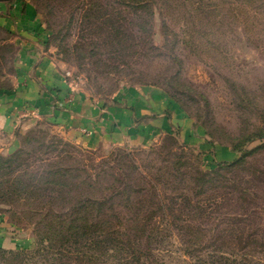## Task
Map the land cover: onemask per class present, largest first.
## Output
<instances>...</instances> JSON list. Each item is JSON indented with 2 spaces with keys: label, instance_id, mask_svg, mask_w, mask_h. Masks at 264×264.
<instances>
[{
  "label": "rangeland",
  "instance_id": "rangeland-1",
  "mask_svg": "<svg viewBox=\"0 0 264 264\" xmlns=\"http://www.w3.org/2000/svg\"><path fill=\"white\" fill-rule=\"evenodd\" d=\"M26 1L38 13L53 55L64 64L70 81L92 97L107 99L122 87L153 85L186 112L214 148L230 149L249 137L253 140L241 145L236 159L211 162L206 152L176 134L149 144L90 150L65 140L49 126L36 124L20 134L13 152L0 153L1 160L23 151L30 165L26 173L12 172L0 183L40 175L59 162L73 167L72 174L87 164L108 162L114 169L110 175L130 179L134 189L147 188L153 175L165 174L167 169L178 178L184 172V185L194 186L196 170H218L243 158L241 165L222 169L217 188L204 196H216L211 202L219 207L193 222L201 225L206 240L229 223L248 244L242 251L238 237L225 251L232 247L235 258L244 264H264V139L257 138L264 134V0ZM7 31L0 25L1 88L10 86L16 56L15 36ZM56 147L72 159L61 161ZM77 172L82 175L81 181L73 182L77 195L97 194L101 187L113 185L111 176L96 185L98 179L89 168L88 173ZM172 185L179 186V181ZM119 189L113 186L105 195ZM121 203L116 201L114 211L124 223L128 214ZM38 206L40 200L0 197V233L5 241L1 248L19 251L36 246L39 217L23 211ZM178 244L175 232L157 246L171 250L157 253L161 264H185L175 253Z\"/></svg>",
  "mask_w": 264,
  "mask_h": 264
},
{
  "label": "trees",
  "instance_id": "trees-1",
  "mask_svg": "<svg viewBox=\"0 0 264 264\" xmlns=\"http://www.w3.org/2000/svg\"><path fill=\"white\" fill-rule=\"evenodd\" d=\"M8 34L12 36L10 32ZM3 88L6 87H0V90ZM257 138L264 139V134L257 135ZM250 140L253 138L232 144L230 150L240 152L241 145ZM54 151L61 153V161L72 159L71 155L66 156V150L56 147ZM25 160L21 150L9 157H1L0 181L12 172H25L30 166ZM235 161L210 172L196 170L192 178L194 186L184 185V172H180L178 178L176 173L167 169L165 174L153 175V182L147 188L134 189L130 185L134 182L130 179H118L116 173L110 175L114 169L108 162L103 166L87 164L84 169L77 168L83 173H88V168L94 171L93 176L98 179L96 185L104 177L113 179V185L101 187L99 193L92 195H77L76 183L73 182L81 181L82 175L77 171L69 173L74 171L73 167L68 169L63 162L55 164V167L50 164L54 169L42 170L40 175H25L0 183V197L40 200L39 208L23 211L26 215L39 217L36 220V246L19 251H6L0 246V264H161L157 253L161 250L169 253L171 250L165 248L166 245L164 248L157 246L171 239L175 232L179 241L175 253L185 264H244L242 259L235 258L232 247L225 251L233 240L237 242L238 237L241 250L247 248L248 241L240 239L244 235L242 232L238 236L228 223L206 240L202 239L201 225L193 222L209 216L217 205L211 202L216 196H204L215 191L217 176L222 169L241 165L244 160L239 158ZM86 177L92 179L91 176ZM176 179L179 186L172 185ZM113 186H120V189L106 196V191ZM95 188L92 187L94 191ZM118 199L122 202L119 206L128 214L124 223L114 211ZM206 249H210L209 253L201 255L200 252Z\"/></svg>",
  "mask_w": 264,
  "mask_h": 264
},
{
  "label": "crops",
  "instance_id": "crops-1",
  "mask_svg": "<svg viewBox=\"0 0 264 264\" xmlns=\"http://www.w3.org/2000/svg\"><path fill=\"white\" fill-rule=\"evenodd\" d=\"M0 25L15 36L16 46L10 86L0 90V153L13 152L20 134L41 124L84 149L143 145L176 134L206 152L211 162L237 158L228 147L207 142L159 87L126 86L99 99L76 86L53 55L48 32L29 1H0ZM4 243L0 233V245Z\"/></svg>",
  "mask_w": 264,
  "mask_h": 264
},
{
  "label": "water",
  "instance_id": "water-1",
  "mask_svg": "<svg viewBox=\"0 0 264 264\" xmlns=\"http://www.w3.org/2000/svg\"><path fill=\"white\" fill-rule=\"evenodd\" d=\"M0 1H4V0H0Z\"/></svg>",
  "mask_w": 264,
  "mask_h": 264
}]
</instances>
